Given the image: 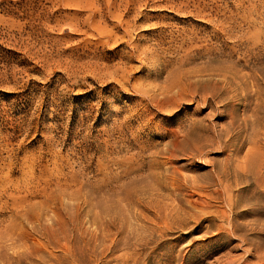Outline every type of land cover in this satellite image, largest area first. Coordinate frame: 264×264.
<instances>
[{
	"label": "rangeland",
	"instance_id": "rangeland-1",
	"mask_svg": "<svg viewBox=\"0 0 264 264\" xmlns=\"http://www.w3.org/2000/svg\"><path fill=\"white\" fill-rule=\"evenodd\" d=\"M0 264H264V0H0Z\"/></svg>",
	"mask_w": 264,
	"mask_h": 264
}]
</instances>
